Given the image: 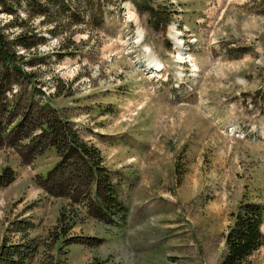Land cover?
I'll use <instances>...</instances> for the list:
<instances>
[{
	"label": "rangeland",
	"instance_id": "374dc122",
	"mask_svg": "<svg viewBox=\"0 0 264 264\" xmlns=\"http://www.w3.org/2000/svg\"><path fill=\"white\" fill-rule=\"evenodd\" d=\"M143 3L0 0L8 38L36 43L12 48L32 73L31 81L24 79L29 91L32 83L45 91H30L35 105L25 129L42 140L33 118L41 115L38 98L50 95L101 148L121 199L131 206V225L116 227L77 204L81 219L67 236L80 241L62 243L57 255L52 234L70 199L46 192L42 177L60 155L53 146L38 153L28 144L18 147L13 134L23 131L16 127L0 135V175L7 167L15 173L0 184V252L18 246L28 252L22 244L36 239L27 264L56 255L57 264H88L95 257L126 264L146 243L158 255L163 245L175 253L169 243L177 241L184 242V255H166L161 264H220L233 213L243 201L264 204V0H152L170 18L158 25ZM150 56L159 70L150 67ZM8 78L17 81L20 113L30 94L20 75ZM126 239L134 252L121 245ZM21 255L0 263L17 264ZM248 264H264V243Z\"/></svg>",
	"mask_w": 264,
	"mask_h": 264
},
{
	"label": "trees",
	"instance_id": "16d2710c",
	"mask_svg": "<svg viewBox=\"0 0 264 264\" xmlns=\"http://www.w3.org/2000/svg\"><path fill=\"white\" fill-rule=\"evenodd\" d=\"M143 4L155 15L157 25L160 18L166 21V24L170 21L168 15H162L161 11L155 10L156 7L152 4V0H144ZM21 38L23 37L9 39L3 26H0V69L4 70L5 66V79L2 78L0 81V135L4 137L6 133H10L17 127V131H23L21 137L19 134H13L18 147L28 144L25 146L38 153L41 148L53 146L60 155L58 162L42 177V185L46 192L70 199V208L63 205L58 217L59 229L52 234L54 243H59L57 255H60L59 253L63 250L62 243L66 247L80 241V238L76 236H67L69 229L81 219L77 204L86 208L88 216L118 226L125 222L129 207L121 199L110 171L104 164L101 148L74 128L69 117H66L59 107L52 104L50 95L48 98H38L42 116L39 114L33 118L35 126L41 127L42 140L40 142L37 140L38 133H34L33 129L30 132L25 129L32 113L31 105H35L30 91L33 95L37 90L43 94L45 91L34 83L30 91L27 88L24 79L31 81L32 73L18 63L21 53L17 54L12 48L14 42L16 45L22 44L25 47H32L36 43H27ZM14 73L22 77L23 84L19 82V85H23L25 92L30 94L31 104L20 113H18L20 100L17 98L19 89L15 91L13 88L14 82L17 81L12 82L8 78ZM28 138L29 142H26ZM35 153L32 152V155ZM14 176L13 169L7 167L0 175V184L10 183L15 179ZM233 215V222L228 226L225 235L227 253L220 264H248L251 254L264 243V232L261 229L264 221V204L257 201H243L239 205V210ZM20 227L25 229L23 225ZM22 245L27 248L28 252L22 251L23 249L19 246L12 252L5 248L0 252V259H4L5 262L9 259L16 260L13 258L14 254L20 252L23 255L17 264H27V257H32L36 253L38 243L36 239L34 241L30 239ZM57 255L52 258L50 256L51 259L48 258L42 264H57L60 262ZM106 263L105 258L95 257L88 264ZM109 264L112 263L109 262Z\"/></svg>",
	"mask_w": 264,
	"mask_h": 264
},
{
	"label": "crops",
	"instance_id": "0c3cea01",
	"mask_svg": "<svg viewBox=\"0 0 264 264\" xmlns=\"http://www.w3.org/2000/svg\"><path fill=\"white\" fill-rule=\"evenodd\" d=\"M128 207H129V212H128V215H127V217L125 219V222L122 225H120V226H118V225H113V226H116V227H125V226H127L128 227V226L131 225L130 224V219H131V216H130L131 215V210H130V208H131V206L128 205ZM99 221H101V220H99ZM101 222H104V221H101ZM104 224H107V223L104 222ZM166 230H168V227H166ZM121 245L125 246V248L130 247L131 250H133V247H134V244H133V242L130 241V239H126V242H122ZM115 246L117 247L118 244H115ZM170 246L174 247V252L175 253H169V249H166V246L163 245V246H161V249H158V255H157V254H154L151 249L148 250V246H147V243H146L143 246H140L141 252H140L139 256L137 255V257H133L132 255H128V258H126V264H159L160 262H159L158 259H160V260L165 259V262H167L166 255L167 256L173 255V254H176V256H183L184 255L183 254V252L185 250L184 242L181 243V242H177V241H172V242L169 243V247ZM134 251L135 250H133V252ZM148 251L151 254H149Z\"/></svg>",
	"mask_w": 264,
	"mask_h": 264
},
{
	"label": "bare ground",
	"instance_id": "6f19581e",
	"mask_svg": "<svg viewBox=\"0 0 264 264\" xmlns=\"http://www.w3.org/2000/svg\"><path fill=\"white\" fill-rule=\"evenodd\" d=\"M174 34V38L177 40V47H181V46H179L180 44H181V42H180V40L177 38V34H176V32H174L173 33ZM180 49V48H179ZM149 59H150V62H149V65H150V67L151 68H153V69H155V71L156 70H159V68H160V63L158 62V60L157 59H155L154 57H149Z\"/></svg>",
	"mask_w": 264,
	"mask_h": 264
}]
</instances>
